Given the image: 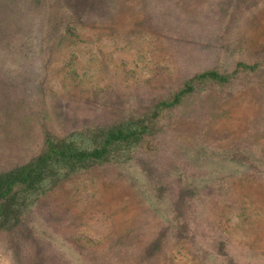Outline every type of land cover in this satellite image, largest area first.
Returning <instances> with one entry per match:
<instances>
[{
  "label": "rangeland",
  "instance_id": "rangeland-1",
  "mask_svg": "<svg viewBox=\"0 0 264 264\" xmlns=\"http://www.w3.org/2000/svg\"><path fill=\"white\" fill-rule=\"evenodd\" d=\"M208 68L228 80L46 186L0 231V264H264V0H0V170Z\"/></svg>",
  "mask_w": 264,
  "mask_h": 264
},
{
  "label": "trees",
  "instance_id": "trees-1",
  "mask_svg": "<svg viewBox=\"0 0 264 264\" xmlns=\"http://www.w3.org/2000/svg\"><path fill=\"white\" fill-rule=\"evenodd\" d=\"M63 33L66 34L64 30ZM256 67V62L240 60L235 62L232 72L239 68L251 71ZM228 78V73L213 68L193 73L182 81L172 96L157 99L149 112L134 121L80 128L68 136H55L45 130L43 145L37 154L0 170V231L17 226L39 194L45 192L46 186L54 185L80 168L123 158L140 142L159 111L179 103L182 96L192 90L194 82L225 83Z\"/></svg>",
  "mask_w": 264,
  "mask_h": 264
}]
</instances>
